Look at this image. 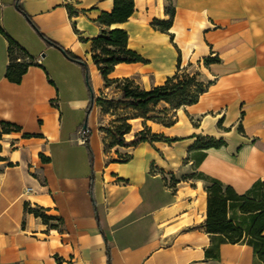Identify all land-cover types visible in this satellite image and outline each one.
Returning <instances> with one entry per match:
<instances>
[{
  "label": "crops",
  "instance_id": "obj_1",
  "mask_svg": "<svg viewBox=\"0 0 264 264\" xmlns=\"http://www.w3.org/2000/svg\"><path fill=\"white\" fill-rule=\"evenodd\" d=\"M113 7L0 0V264H264L247 233L231 244L207 232L205 192L215 180L264 194V0H133L125 22L107 24ZM115 29L145 62L108 80L149 91L193 64L207 84L192 105L154 107L172 125L128 121L126 141L145 129L170 141L105 147L95 105L82 129L88 79L94 98L119 97L92 60V41ZM227 216L245 229L256 213Z\"/></svg>",
  "mask_w": 264,
  "mask_h": 264
},
{
  "label": "trees",
  "instance_id": "obj_2",
  "mask_svg": "<svg viewBox=\"0 0 264 264\" xmlns=\"http://www.w3.org/2000/svg\"><path fill=\"white\" fill-rule=\"evenodd\" d=\"M132 13L133 0H114L112 12L110 14H104L103 20L107 24L122 23L125 22ZM159 25L162 26V30H166L168 26L167 23H160ZM48 42L50 45L60 49L67 58L81 63V61L70 52L63 50L59 45L53 42ZM126 42V32L119 29L102 32L92 41V60L97 66L100 76L107 87L112 83H116L115 88L119 92V97L113 101H106L103 97L94 98L90 81L87 78L90 99L92 98L93 100V105L89 114L94 105L99 108H102L106 103L115 106L113 126L108 129L100 128L109 138V144L107 146L109 148L113 146L134 147L141 142H152L155 140L170 141L163 136L150 134L149 130L146 129L136 134L133 140L126 141L125 136L129 134L131 130L128 121L141 117L157 121L166 126L172 125L174 120L172 116H168V109L156 112L154 107L160 102L168 104L171 109H179L184 106L192 105L196 103L199 96L205 92L207 84L204 89L200 88V91L191 95L189 91L191 84L198 87H201V85H194L191 78L184 77L185 70L179 68L177 73L168 78L162 86L153 88L149 91L141 90L131 79H123L122 81L108 80V75L119 63L145 62L135 52L126 48ZM215 61V59L209 58L205 61V64L208 65ZM17 69L20 74L24 71V68L19 64ZM150 112L155 115L147 118L146 115ZM85 134L89 135L90 131L88 129L85 130ZM207 140L209 144H223L222 141L216 142L212 138ZM126 159L127 158L124 160ZM205 192L207 193V232L212 235H221L223 237L221 238L222 243L231 244L241 242L243 240V232H245L251 239L256 241L249 240L250 243H253V249L256 251L260 248L259 254L261 255L262 252L264 253V237L260 236L261 232L264 230V194H262L261 201L256 202L250 199L248 195H237L231 187L224 186L215 180L207 182L205 185ZM232 205H240V211L243 214L256 213V216L247 222L245 229L242 223L235 225L232 220L228 218L227 213Z\"/></svg>",
  "mask_w": 264,
  "mask_h": 264
},
{
  "label": "rangeland",
  "instance_id": "obj_3",
  "mask_svg": "<svg viewBox=\"0 0 264 264\" xmlns=\"http://www.w3.org/2000/svg\"><path fill=\"white\" fill-rule=\"evenodd\" d=\"M187 78H191L193 80V84H200L201 87L198 86H193L191 84V86L189 87V91L191 95H194L196 92L200 91L201 89H204V87L206 86V82L202 79L201 74L199 73V69L197 67H195V65L191 64L190 66H188L185 69V76ZM185 80V79H184ZM113 92H116L117 89L115 87H113ZM188 95V93H187ZM105 98L106 101H113L116 100L117 97H115L114 95L110 96V97H103ZM104 101V102H106ZM115 106H113L112 104H108L106 103L104 106H102V108L99 109L100 111V120H101V128L103 129H108L111 128L113 126V120L115 119V111H114ZM65 114V113H64ZM67 115V114H66ZM88 112H84L83 116H82V125L84 123L85 118L87 117V121H88ZM105 147L108 146L109 144V138L106 136L105 134Z\"/></svg>",
  "mask_w": 264,
  "mask_h": 264
},
{
  "label": "water",
  "instance_id": "obj_4",
  "mask_svg": "<svg viewBox=\"0 0 264 264\" xmlns=\"http://www.w3.org/2000/svg\"><path fill=\"white\" fill-rule=\"evenodd\" d=\"M92 105H93V100L91 98L90 100V106H89V109H88V113L90 112L91 108H92ZM82 129L85 131L87 129V117L85 118L84 120V123H83V126H82Z\"/></svg>",
  "mask_w": 264,
  "mask_h": 264
}]
</instances>
